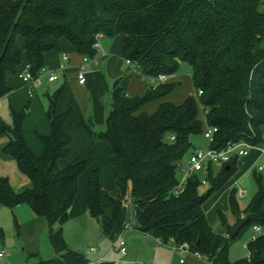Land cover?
Masks as SVG:
<instances>
[{
    "label": "trees",
    "instance_id": "16d2710c",
    "mask_svg": "<svg viewBox=\"0 0 264 264\" xmlns=\"http://www.w3.org/2000/svg\"><path fill=\"white\" fill-rule=\"evenodd\" d=\"M119 35L122 59L135 65L145 79L173 77L181 63L187 64L193 95L180 104L165 101L181 85L170 82L129 96L117 80L104 131L95 133L85 121L79 122L93 141L109 146L108 162L119 191L116 198L104 193L98 169L92 170L86 190L89 216L101 222L102 234L108 236L122 201L129 199L134 228L162 245L187 244L190 253L211 264H249L246 258L230 262L229 250L250 225H264V189L259 187L244 211L237 209L235 190L229 193L232 215H249L233 239L213 231L203 211L204 203L237 171L238 157L223 165L208 164L190 175L178 196L172 189L179 179L178 166L191 149V137L203 136L207 127L217 129L209 144L213 149L230 142L251 147L264 143V0H0V98L11 93L7 82L17 76L23 56L36 76L45 55L58 51L61 40L93 59L99 37ZM61 91L48 98L49 134L37 136L42 145L38 157L23 136L27 107L19 113L11 111V126L0 119V137L8 140L0 155L13 160L28 181L16 192L1 177L0 205L10 209L26 205L35 218L46 222L50 236L54 226L67 222L78 179L93 163L83 159L58 167L71 144L64 130L70 111H57ZM199 91L202 94L197 96ZM156 101L152 114L143 111ZM203 185L207 190L200 193ZM104 198L112 206L109 215L102 209ZM217 217L222 226L227 224L220 211ZM248 250L264 257V236L254 238Z\"/></svg>",
    "mask_w": 264,
    "mask_h": 264
},
{
    "label": "rangeland",
    "instance_id": "374dc122",
    "mask_svg": "<svg viewBox=\"0 0 264 264\" xmlns=\"http://www.w3.org/2000/svg\"><path fill=\"white\" fill-rule=\"evenodd\" d=\"M122 46V36L100 39L96 45L98 59H95L98 60V64H87L82 71L77 68L79 61L83 58L82 55L66 47L64 53H68L70 61L63 64L60 56L54 52L47 68L55 67L56 73H59L57 81L48 83L47 74L41 73V86L33 89L32 98H30L21 79L18 77L10 78L8 86L13 88V92L8 97L0 98V119L7 126L12 125L11 111L19 113L27 107L28 114L22 121V130L25 142L32 153L38 157L41 154L42 145L37 136H46L49 133L46 117L48 97L46 95H52L63 86L64 82L67 83L60 93L57 111L60 114L70 111L64 130L71 139V145L68 156L66 159L59 160L58 167L64 168L83 153L82 158H94V164L90 165L78 179L76 194L78 198L76 201H78L79 195L81 197V194L86 190L93 167L98 168L104 192L114 197L119 195L114 183L113 169L108 162L110 156L108 145L103 141H93L88 131L80 128L78 124L83 120L93 132L104 131L105 117L111 105L113 83L122 75L130 77L132 74L126 61L122 59ZM59 65L63 66L62 69L59 68ZM79 74L84 78L83 84L78 81ZM174 76L179 79V81L174 82H180L181 85L165 99L179 103L193 92L190 67L181 63ZM146 84L158 86L159 82L155 79H149ZM144 85L134 77L129 82L127 92L139 91L144 88ZM154 103L156 102H151V104ZM7 141L6 136L0 137V149ZM190 142L191 149L184 155L181 164L187 162L194 149L205 150L207 148V141L202 135L191 137ZM259 149L263 153L257 151L260 156L258 160L254 159L253 163L243 167L238 166L237 171L229 177L223 187L204 203L203 211L213 231L218 232L220 230L219 232L224 233L226 225L222 226L218 219V210L224 214L223 217L227 224H232L235 220L228 208V196L232 190H235L234 199L237 209L244 211L259 187L264 189V170L262 172L256 170L258 166L264 163V143ZM253 152L256 151L252 150L250 153ZM252 155L254 156V154ZM199 176L201 179L204 177L203 173ZM1 177L7 178L16 192H21L28 183L27 179L19 172L16 163L0 155ZM206 190L207 185H203L200 188V193H204ZM103 205L104 210L108 209L110 213L112 207L106 198L103 199ZM262 208L264 210V200L262 201ZM131 211V201L124 199L115 222L116 228L129 217ZM104 212L108 214L107 211ZM128 222L130 223V230L125 240L128 246H133L131 252L137 258L135 261L128 262L136 264H180V260H185V262L189 260L190 253L173 245L159 246L152 237L132 230L135 224L133 219ZM254 226L250 225L230 246V262L239 261L248 253L249 257L246 259L249 262L252 252H249L248 245L253 238L264 236V225L258 226L260 233L254 231ZM114 235L115 231L110 237L103 235L101 222L98 220L90 218L86 224L82 220L73 218L63 226L61 231L57 227L54 228L52 236H50L46 222L43 219L35 218L26 205L21 204L12 209L0 205V252L4 251L6 254L0 264H72L73 257L90 261L103 257L106 263L118 260L119 264H127L128 262L122 261L117 251L112 247Z\"/></svg>",
    "mask_w": 264,
    "mask_h": 264
},
{
    "label": "crops",
    "instance_id": "0c3cea01",
    "mask_svg": "<svg viewBox=\"0 0 264 264\" xmlns=\"http://www.w3.org/2000/svg\"><path fill=\"white\" fill-rule=\"evenodd\" d=\"M120 36V35H119ZM103 38H106V37H99L98 38V40H97V42L100 40V39H103ZM123 38V37H122ZM107 39H110V38H107ZM96 45H97V43H96ZM66 47L68 48V49H70L71 51H75V49L70 45V44H68L65 40H61L60 41V48H59V50L58 51H52V52H49V53H47L46 55H45V58H44V67H43V72L42 73H45V74H47V76H48V78H49V76L51 75V74H55L56 75V79L55 80H53V81H49L48 80V78H47V82L48 83H54L55 81H57L58 80V78H59V73H56L57 71H56V69H55V67H49V68H47V66H48V64L50 63V58H51V56H52V53H56V55H58V56H60V60H61V62L63 63V56L65 55V56H67L68 57V61H67V63L70 61V58H69V55H68V53L66 54V53H64V48L66 49ZM94 49L96 50V47H94ZM97 52H96V54H95V56L93 57L94 59L96 58V59H98L97 58ZM84 58V57H83ZM83 58L79 61V63H78V65H77V68L80 70V67H81V65H83V68L87 65V64H91V65H93V64H95V65H97L98 64V60H94V59H92L93 61H91V62H87V63H83ZM100 59L102 58V56L101 57H99ZM128 65V64H127ZM28 66V62H27V59H26V57L25 56H23V58H22V65H21V67H20V70L18 71V73H20V72H22L26 67ZM60 66L61 65H59V68H60ZM128 67H129V69L132 71V74L130 75V77H127L126 75H122L121 77H119V79H117V80H119V86L125 91V93L127 94V95H129V96H132V95H138V94H141V93H143V91L146 89V88H152V89H154V88H156L157 86H148L147 84H146V81H148L149 79H145V78H143V77H141L140 75H139V71H138V69H137V67L135 66V65H132V64H129L128 65ZM61 69V68H60ZM15 77H18V74H17V76H15ZM36 77H37V79H38V84L37 85H34V86H32V88H31V94L29 95V93H28V88H27V86L23 83V86H24V89L26 90V93H27V95L30 97V98H32V93H33V89L34 88H39L40 86H41V74H37L36 75ZM136 78V80L138 81V82H142V83H144L145 85H144V88L143 89H140L139 91H134V92H132V93H128L127 92V87H128V85H129V82H130V80L131 79H133V78ZM12 78H14V77H12ZM19 78V77H18ZM116 80V81H117ZM155 80H157L159 83H170V82H174V81H179V79H178V77H176V76H173V77H166V80L164 81V82H161V81H159L158 79H155ZM8 81H9V79H8ZM7 84H8V82H7ZM67 85V83L66 82H64V84H63V86L62 87H60V89L62 88V90L64 89V87ZM113 85H114V83H113ZM12 88V87H11ZM12 92H13V88H12V91H11V93H9L7 96H5V97H8V96H10L11 94H12ZM191 95H193V92H192V94H190L189 96H191ZM48 98L51 96V95H46ZM59 99V98H58ZM165 101H167L166 99H164ZM58 102V101H57ZM170 102V101H169ZM182 102V101H181ZM181 102H179V103H174V104H180ZM173 103V102H172ZM158 104H159V102H157L156 101V103H154V104H151V103H149V104H147V105H145L144 106V108H143V111L145 112V113H147V114H152L155 110H156V108H157V106H158ZM48 127H49V125H48ZM49 134V133H48ZM23 136H24V133H23ZM47 136V135H46ZM27 144V143H26ZM71 145V144H70ZM4 146V145H3ZM2 146V147H3ZM109 147V146H108ZM31 150V149H30ZM109 150H110V148H109ZM252 150H255L256 152L259 150L261 153H263V151H261L260 149H259V147H254V148H251V150L248 152V154L246 155V156H244V157H241V158H239L238 160H240L239 162L237 161V168H239L238 166H241V167H243V166H246V165H248V164H251V163H253L254 162V159L255 160H258L259 159V154H258V152L256 153V152H253V153H250ZM69 151H70V146H69ZM41 153H42V151H41ZM260 153V154H261ZM69 154V153H68ZM84 154V153H83ZM83 154H81L76 160H83V159H92L93 160V163L91 164V165H93L94 164V158H92V157H87V158H82V156H84ZM252 154H254V156L252 155ZM41 155V154H40ZM39 155V156H40ZM110 155H111V151H110ZM109 158H110V156H109ZM109 158H108V160H109ZM246 158V159H245ZM264 164V163H263ZM262 165V164H261ZM260 165V166H261ZM260 166H258V168L256 169L258 172H262V171H259L258 169H259V167ZM112 167V166H111ZM94 169H98V168H96V167H93L92 168V170H94ZM112 169H113V167H112ZM113 176H114V169H113ZM89 179V178H88ZM88 182V181H87ZM101 185H102V183H101ZM87 186V185H86ZM117 188V187H116ZM86 190H87V188H86ZM86 190H84V192L81 194V197H80V195H79V199H78V201H76V199L78 198V195H77V197H75V200H74V202H73V204H72V206H71V208H70V210H69V218H68V220H67V222L69 221V220H71V219H73V218H75V219H78V220H82V222L83 223H86V224H88V222H89V219L91 218L90 216H89V214H88V211H87V205H86ZM102 190H103V188H102ZM117 191H118V189H117ZM103 192H104V190H103ZM119 192V191H118ZM105 193V192H104ZM110 197H112V198H116L117 197V195L114 197V196H111V195H109ZM111 205V204H110ZM112 207V206H111ZM228 208H229V205H228ZM102 209H103V212L104 211H107V215H109V214H111V212H112V210H111V212L109 213V211H108V209H105L104 210V205H103V201H102ZM218 211H220V210H218ZM217 211V212H218ZM105 213V212H104ZM106 214V213H105ZM224 215V214H223ZM206 216V215H205ZM244 215L243 214H241V217H243ZM207 218V217H206ZM93 219V218H92ZM129 219H130V215H129V217L122 223V224H120L119 225V227L118 228H116V225L114 224V227H113V229H112V231L110 232V234L108 235V237H110L112 234H113V231H115V235H114V238H113V240H112V244L114 245L116 242H118V241H121V240H124L125 241V243H126V252L124 253V254H121V253H119L118 252V250H117V248H114L113 246V248H114V250H116L117 251V253L119 254V257H121V259H122V261H135L137 258H136V256L135 255H133L132 254V250H133V246H128V244H127V242H126V240H125V238H126V236L128 235V233H129V230H130V224H129ZM208 221V220H207ZM66 222V223H67ZM234 222V221H233ZM65 223V224H66ZM64 224V225H65ZM208 224H209V222H208ZM64 225H62L60 228L58 227V226H54V228H58V230H62V228H63V226ZM210 225V224H209ZM254 227H257L258 228V230H255L254 229V231L256 232V233H260V228L258 227V226H254ZM54 228H53V230H54ZM225 228V227H224ZM134 232H138V233H140V234H143V235H146V236H150V235H148V234H145V233H142V232H140V231H138L136 228H134L133 227V229H132ZM220 231V230H219ZM218 231V232H219ZM224 235H225V232H224ZM150 237H152V236H150ZM153 238V237H152ZM154 239V241H155V243L157 244V245H161V246H172V244H168V245H162L158 240H156L155 238H153ZM254 239V238H253ZM252 239V240H253ZM132 248V249H131ZM188 253H190V252H188ZM229 253H230V250H229ZM249 257V253H248V255L247 256H245L244 258H248ZM118 260H115L114 262H109V261H107V262H109V263H111V264H119L118 262H117ZM101 263H106L105 262V259L102 257H98V258H96V259H92L91 261L90 260H88V259H76V258H74L73 257V262H72V264H101ZM205 263H207V264H211V263H208V262H206L204 259H202L201 257H199V256H197V255H194V254H192V253H190V258H189V260H187L186 262H185V260L184 261H182V260H180V264H205ZM127 264H136V263H131V262H128Z\"/></svg>",
    "mask_w": 264,
    "mask_h": 264
},
{
    "label": "built area",
    "instance_id": "2783aa9c",
    "mask_svg": "<svg viewBox=\"0 0 264 264\" xmlns=\"http://www.w3.org/2000/svg\"><path fill=\"white\" fill-rule=\"evenodd\" d=\"M96 47V45L94 46ZM63 64L67 63L68 57L63 56ZM93 61L90 58L84 57L83 63L91 62ZM126 64H132L129 61H126ZM62 65L60 68L62 69ZM83 65L80 67V71H82ZM43 70L40 71L39 74H41ZM18 77L21 79V81L27 86L29 95L31 94V88L34 85L38 84V79L36 76H32V74L28 70V66L20 73H18ZM56 79L55 74H51L48 78L49 81H53ZM158 80L161 82H164L166 80V76L160 75L158 77ZM78 81L80 84L84 83V78L81 74L78 75ZM202 94L201 91L197 93V96H200ZM217 132V129L214 127H207L203 132V138L207 141V148L205 150L202 149H194L193 152L189 155L187 162L185 164H180L178 166V172H179V179L177 184L173 187L172 193L174 196H178L181 193H183L187 182L188 177L194 173L201 172L206 165L212 164V165H223L228 163L233 157H244L248 154V150H250L251 147L246 142H230L225 147L220 149H213L209 147V144L214 141V134ZM171 140H173V137H171ZM259 171L264 170V164H262L259 169ZM202 184H205V181L202 180ZM132 216V213H131ZM255 230H258L257 227L254 228ZM114 248H117L118 252L121 254H124L126 252V243L124 240L118 241L113 245ZM178 249L182 251L189 252V247L187 244H183ZM5 252H0V261L4 258ZM196 255V254H194Z\"/></svg>",
    "mask_w": 264,
    "mask_h": 264
},
{
    "label": "water",
    "instance_id": "95a60500",
    "mask_svg": "<svg viewBox=\"0 0 264 264\" xmlns=\"http://www.w3.org/2000/svg\"><path fill=\"white\" fill-rule=\"evenodd\" d=\"M227 169L228 167H226V170ZM248 219L249 215L244 217H236L232 224H226L224 228L225 236L228 239H233L239 233ZM263 262L264 257H262L257 251L253 252L251 258L249 259V264H261Z\"/></svg>",
    "mask_w": 264,
    "mask_h": 264
}]
</instances>
